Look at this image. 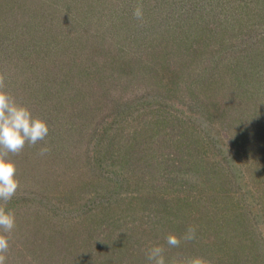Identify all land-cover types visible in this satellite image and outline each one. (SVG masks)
<instances>
[{
	"label": "rangeland",
	"instance_id": "rangeland-1",
	"mask_svg": "<svg viewBox=\"0 0 264 264\" xmlns=\"http://www.w3.org/2000/svg\"><path fill=\"white\" fill-rule=\"evenodd\" d=\"M0 75L49 127L6 264H264V0H0Z\"/></svg>",
	"mask_w": 264,
	"mask_h": 264
},
{
	"label": "clouds",
	"instance_id": "clouds-1",
	"mask_svg": "<svg viewBox=\"0 0 264 264\" xmlns=\"http://www.w3.org/2000/svg\"><path fill=\"white\" fill-rule=\"evenodd\" d=\"M133 15L142 20V6H138ZM48 133L47 121L34 116L26 105L18 103L7 91L5 77L0 75V264H6L9 241L16 226L14 212L6 207L19 188L17 166L12 156L21 153L26 144L35 146L37 142L45 140ZM48 151V147H43L40 154ZM195 234L196 229L189 227L183 237L169 234L165 241L168 246L177 247L181 239H195ZM164 253L162 245H154L147 249L146 257L150 264H167ZM173 264H212V261L192 257L174 261Z\"/></svg>",
	"mask_w": 264,
	"mask_h": 264
},
{
	"label": "trees",
	"instance_id": "trees-1",
	"mask_svg": "<svg viewBox=\"0 0 264 264\" xmlns=\"http://www.w3.org/2000/svg\"><path fill=\"white\" fill-rule=\"evenodd\" d=\"M145 123L147 124V122H145ZM143 126H146V125H143ZM183 145H184V144H183ZM73 147H74V146H73ZM100 160L103 161L102 158H100L99 160H98V159H95V163H98V164H99ZM87 164H88V162H87ZM92 165H94V163H92ZM94 171H95V170H94ZM75 200H76L77 202H78V201H79V202L81 201V192H78V194H77ZM57 246H59V247H67L64 241H63V242L60 241L59 244H58ZM81 253H82V252H81ZM101 255H105V254H101ZM82 257H83L84 259H86V257L83 255V253H82ZM87 264H88V263H87Z\"/></svg>",
	"mask_w": 264,
	"mask_h": 264
}]
</instances>
